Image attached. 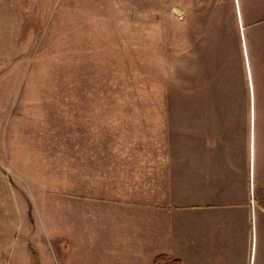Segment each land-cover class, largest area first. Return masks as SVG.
Segmentation results:
<instances>
[{
	"label": "rangeland",
	"instance_id": "374dc122",
	"mask_svg": "<svg viewBox=\"0 0 264 264\" xmlns=\"http://www.w3.org/2000/svg\"><path fill=\"white\" fill-rule=\"evenodd\" d=\"M232 8L231 0H0L9 264H62L52 201L60 207L86 181V157L106 150L101 133L128 140L120 154L141 151L131 144L134 126L154 117L147 104L239 99L237 61L224 60L233 56L222 32Z\"/></svg>",
	"mask_w": 264,
	"mask_h": 264
},
{
	"label": "crops",
	"instance_id": "0c3cea01",
	"mask_svg": "<svg viewBox=\"0 0 264 264\" xmlns=\"http://www.w3.org/2000/svg\"><path fill=\"white\" fill-rule=\"evenodd\" d=\"M231 2L224 60L237 61L239 99L147 104L154 117L134 126L131 144L141 151L120 154L128 140L101 133L106 150L86 157V181L60 207L52 201L62 264H152L160 253L264 264V0ZM4 224L0 211V264H9Z\"/></svg>",
	"mask_w": 264,
	"mask_h": 264
},
{
	"label": "trees",
	"instance_id": "16d2710c",
	"mask_svg": "<svg viewBox=\"0 0 264 264\" xmlns=\"http://www.w3.org/2000/svg\"><path fill=\"white\" fill-rule=\"evenodd\" d=\"M152 264H181L180 260L170 257L165 253L156 254L151 259Z\"/></svg>",
	"mask_w": 264,
	"mask_h": 264
}]
</instances>
